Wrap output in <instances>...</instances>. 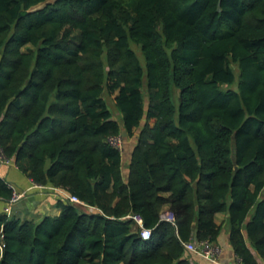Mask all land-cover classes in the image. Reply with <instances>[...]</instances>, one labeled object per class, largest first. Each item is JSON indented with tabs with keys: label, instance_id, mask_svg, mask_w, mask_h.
<instances>
[{
	"label": "trees",
	"instance_id": "obj_1",
	"mask_svg": "<svg viewBox=\"0 0 264 264\" xmlns=\"http://www.w3.org/2000/svg\"><path fill=\"white\" fill-rule=\"evenodd\" d=\"M0 149L97 207L0 210V264H192L185 242L218 241L219 211L241 264H260L264 0H0Z\"/></svg>",
	"mask_w": 264,
	"mask_h": 264
},
{
	"label": "crops",
	"instance_id": "obj_2",
	"mask_svg": "<svg viewBox=\"0 0 264 264\" xmlns=\"http://www.w3.org/2000/svg\"><path fill=\"white\" fill-rule=\"evenodd\" d=\"M130 157L125 161V167H127ZM26 162V161H25ZM0 173L8 181L14 183L19 189H28V196L24 197L13 209V215L20 218L34 219L40 221L46 215H59L61 213V207L57 201L61 198L59 191L54 189L55 184H45V186H39L28 175V172H24L20 169L18 164L11 161L6 163L2 159L0 153ZM60 187V186H59ZM8 199L0 200V210L6 211ZM168 208V204L163 205V210ZM229 213L225 211H219L215 214V219L219 224H222V230L218 241V244L222 248V252L219 256L221 264H241L239 257L234 253V247L229 241L228 230V217ZM254 253L256 250L251 245ZM192 264H217L210 259L202 256L199 253H194L190 256ZM258 260L262 261L261 256H258ZM120 264H124L121 262Z\"/></svg>",
	"mask_w": 264,
	"mask_h": 264
},
{
	"label": "built area",
	"instance_id": "obj_3",
	"mask_svg": "<svg viewBox=\"0 0 264 264\" xmlns=\"http://www.w3.org/2000/svg\"><path fill=\"white\" fill-rule=\"evenodd\" d=\"M114 142V140H113ZM118 144V143H117ZM3 161L9 163L11 159L4 157L1 152ZM1 176V173H0ZM9 186L12 188V195L8 198V203L6 206V212L10 215L13 212L14 205L21 201L24 197L28 196V189L21 190L14 183L8 181ZM39 186H45L43 184H37ZM54 189L59 191L60 197L62 199L69 200L74 203H80L85 205L88 208H97L94 205L87 203L82 200L78 195L71 193L67 189L59 186H53ZM125 218H130L135 225L138 227L141 237L144 239H148L152 236V228L145 225L144 217L139 213H130L125 216ZM161 218L176 223V216L173 211L168 208L161 212ZM186 249L192 254L199 253L202 256L210 259L211 261L221 264L219 260V256L222 252V248L220 245L211 243L208 240H198L195 232L192 233V237L190 240L185 242ZM89 264V263H88ZM260 264H264V261H260Z\"/></svg>",
	"mask_w": 264,
	"mask_h": 264
},
{
	"label": "rangeland",
	"instance_id": "obj_4",
	"mask_svg": "<svg viewBox=\"0 0 264 264\" xmlns=\"http://www.w3.org/2000/svg\"><path fill=\"white\" fill-rule=\"evenodd\" d=\"M132 47L136 50V52L141 57L143 63L145 64V59L143 57V54H142L140 46L137 45L136 43H132ZM236 86L237 85H232V87H236ZM117 92H118L117 90H116V92L114 94H108L107 92H105L104 96H105L106 100L108 101L109 107L113 111V116L115 118L121 120L122 115H121V112L118 110V108H117V106L115 104V99H114V96L117 94ZM138 134H139V132L136 131L135 134L132 137H128L127 135L124 134L123 136L117 137V138H113L112 140H114L115 143H118V145L123 150L124 156L126 157L130 153L132 146L136 143ZM126 148H128V149H126ZM13 162H15V161L13 160ZM19 202H17V203H19ZM17 203L15 204V206L17 205Z\"/></svg>",
	"mask_w": 264,
	"mask_h": 264
},
{
	"label": "water",
	"instance_id": "obj_5",
	"mask_svg": "<svg viewBox=\"0 0 264 264\" xmlns=\"http://www.w3.org/2000/svg\"><path fill=\"white\" fill-rule=\"evenodd\" d=\"M123 134H127V131H126V129L125 130H123ZM229 213V212H228Z\"/></svg>",
	"mask_w": 264,
	"mask_h": 264
},
{
	"label": "bare ground",
	"instance_id": "obj_6",
	"mask_svg": "<svg viewBox=\"0 0 264 264\" xmlns=\"http://www.w3.org/2000/svg\"><path fill=\"white\" fill-rule=\"evenodd\" d=\"M2 176V175H1Z\"/></svg>",
	"mask_w": 264,
	"mask_h": 264
}]
</instances>
